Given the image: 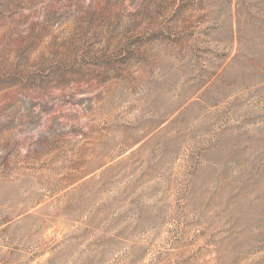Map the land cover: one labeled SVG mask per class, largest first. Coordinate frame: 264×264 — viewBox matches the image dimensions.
<instances>
[{
  "label": "rangeland",
  "instance_id": "rangeland-1",
  "mask_svg": "<svg viewBox=\"0 0 264 264\" xmlns=\"http://www.w3.org/2000/svg\"><path fill=\"white\" fill-rule=\"evenodd\" d=\"M0 264H264V0H0Z\"/></svg>",
  "mask_w": 264,
  "mask_h": 264
}]
</instances>
